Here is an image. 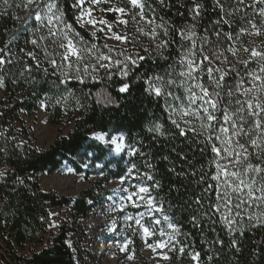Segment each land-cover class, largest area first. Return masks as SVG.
Listing matches in <instances>:
<instances>
[{"label":"snow or ice","instance_id":"obj_1","mask_svg":"<svg viewBox=\"0 0 264 264\" xmlns=\"http://www.w3.org/2000/svg\"><path fill=\"white\" fill-rule=\"evenodd\" d=\"M0 2L11 7L10 0H0ZM85 2L86 0H73L72 7L80 9L79 15L75 17L78 23L89 24L95 29L92 32L94 39H96V31L107 30L111 33L109 38H115L122 43L128 42L127 34L121 36L112 32L113 25L106 19L93 18V9H85L83 7ZM87 2L92 5L111 4V7L102 8L100 11L118 13L115 21L117 24L127 26L129 21L124 17L131 15L133 23L142 21L151 26L150 31L146 32L143 27H138L137 31L149 36L154 42L158 37H166L167 39L161 38L155 43V50L161 59H169L164 55V50L170 43L176 42L170 34L175 33L180 38L178 69L169 64L162 74L141 73L137 79H144L147 85L145 91L149 95L164 99V110L168 113L171 124L178 130L176 135L195 143L201 154L209 151L212 153L206 165H201L198 171L177 172L175 167L169 168L168 171L178 177H187L189 174L195 177L194 183L199 192L188 203L189 208L192 204L197 205L196 213L190 217L193 227L199 229L203 236L205 227L220 223L229 237V247L239 253L240 240L245 236V232L264 228V210H261L264 206V50L243 47V52L248 53V57L244 59L238 56V49L232 44L226 48H221V44L225 41H234L232 32L225 31L224 27H232L231 17L237 13H243L240 18L249 27H242L235 40H239L240 35L243 34L260 36L264 33V0H250V2L232 0L231 4L223 3L222 0H212V10L218 9L219 15L204 28L202 36H198L197 28L201 17L208 9L198 0H192L191 7L187 9L191 23L179 28L170 21L165 22L163 16L157 23L154 16L156 8L152 4L148 7L153 15L146 16L145 0H128L130 8L119 6L113 3V0H87ZM177 2L179 3V0ZM59 3L60 0H20L15 4L16 8H22L29 13L26 18L19 16L13 18L24 20V31L30 32L31 38L26 39L25 46L16 52H13V48L21 38L18 30L3 42V46L0 47V89L5 88L7 75L5 69L13 64L14 60L22 63L20 76L25 77L26 82L35 81V77L31 74L37 70L42 71L45 77L49 74L58 75V87L67 86L73 80L84 84L88 78L95 79V73L99 69L108 72V77L111 79L113 67L117 69L122 79H126L133 68L139 67L140 61L147 59L139 53L126 55L124 51H120L117 55L122 59L114 60L111 55L100 52L96 44L87 47L73 24L65 19V12ZM156 3L161 8L173 6L171 0H156ZM184 6L180 4V7ZM133 9L138 11L133 12ZM177 14L184 15L183 12ZM137 16L139 21L136 20ZM257 16L261 18L259 25L255 19ZM37 33H40L39 36ZM210 35L216 37L215 48L210 46L213 44ZM29 44L32 46L31 50L27 47ZM104 47L108 48L109 53L115 51L107 44ZM144 51L148 52L149 49ZM225 51L236 59H230L224 54ZM86 56L94 58L96 63L84 64ZM29 60L32 61L31 64L28 63ZM105 61L107 63H104ZM253 62L257 63V69L248 70V66ZM43 64L47 67H42ZM49 69H52L51 73ZM230 80H234L235 83H230ZM13 83L16 81L13 80ZM130 88L131 84L125 82L119 86L118 91L126 93ZM177 89H182L183 95H180ZM48 99L49 97L45 96L40 100L41 108H47ZM60 102V99L56 100L57 104ZM148 130L157 136H167L161 124H155ZM92 139L113 146L112 151L117 154L127 148V154L130 156H135L138 152L141 156L145 155L137 147L125 144L123 135L109 137L107 133L97 132L93 133ZM3 151L5 149L0 148V152ZM179 156L180 159L188 160L191 164L187 155L181 152ZM146 167L151 169L153 165L146 163ZM134 170H136L135 175H133ZM5 174L0 172V176ZM128 175L132 179H137L138 183H130L122 188L121 191L126 193L122 200L126 203L122 202L112 210L124 212L129 205L137 209L144 208V211L136 215L125 213L123 218L129 222L127 226L133 229L134 234L141 236L146 247L154 253L158 248H167L168 252L178 251L180 256L189 249L187 254L193 264H202L200 251H196L194 246L186 243L180 244L176 239L182 234L180 227L172 222L173 218L167 214L164 203L157 195H153L154 191L158 192L160 189V181L155 179L153 174L139 172L135 164L128 169ZM148 181L152 183L149 184ZM121 183H124L123 177ZM156 213L160 216L157 217ZM146 217L149 218L147 223H145ZM162 220L171 231L154 227L160 225ZM51 226L55 227L54 224ZM209 230L215 232V228ZM157 234L160 237L166 236L167 239H158L149 244L148 240ZM202 242L207 246V264H212L213 249L217 246L223 248L225 241L217 234L215 238L211 240L206 238ZM128 243L131 241H127L120 250L128 251ZM68 247H72L71 242H68ZM168 252L159 253L160 258L170 260ZM254 255H259V252L254 251ZM72 258L76 259L75 256ZM127 259H134V251L127 256Z\"/></svg>","mask_w":264,"mask_h":264},{"label":"trees","instance_id":"obj_2","mask_svg":"<svg viewBox=\"0 0 264 264\" xmlns=\"http://www.w3.org/2000/svg\"><path fill=\"white\" fill-rule=\"evenodd\" d=\"M19 2L20 0H10L11 7L0 2V13H4L0 15V47L15 30L20 32L21 38L13 48V52L24 47L25 40L31 38V33L24 31V20L13 18L15 16L26 18L29 14L24 9L15 7ZM198 2L204 3L205 8L208 9L201 17L197 28L198 36H202L204 28L211 20L218 18L219 10H212V0H198ZM222 2L231 4L232 0H222ZM171 3L173 5L171 8H161L156 0H145V15H153L148 7L152 4L156 8L154 16L157 23L162 16L165 22L170 21L177 28L191 23L187 9L191 7L192 0H179V3L177 0H171ZM72 4L73 0H60L59 6L65 12V19L73 24L87 47L96 44L100 52L111 55L114 60L122 59L117 55L120 51H124L126 55L139 53L147 59L140 61L139 67L133 68L126 79H122L117 69L113 67L111 79L108 77V72L99 69L95 73L96 78H88L84 84L73 80L67 86L58 87V75L49 74L45 77L42 71L34 70L31 76L35 77V81L26 82L25 77L20 76L22 63L14 60L13 64L7 66L5 88L0 89L3 95L0 102V133H2L0 148L5 149L0 152V162L7 168L6 174L0 177V263L77 264L75 253L67 244V235L70 231L68 228L62 229L60 234L53 238L50 246L33 253L30 257L21 256L17 252L27 244L34 246L43 244L51 225L50 210L71 207L73 217L79 219L92 213L98 203L93 189L86 190L76 199L60 198L54 193L45 192L37 182L39 176L54 174L64 166L70 167L76 174L86 175L88 173L84 170V166L89 165L88 169H96L99 165L97 174L100 176L98 183L102 184L101 187L114 181H121L122 177L127 187L130 183H138L137 179H132L128 175V169L135 164L139 172L153 174L155 179L160 181L161 187L158 192L154 191L153 195H157L164 203L167 214L173 218L172 222L180 227L182 234L176 239L180 244L186 243L194 246L196 251H200L202 264H207L208 254L207 246L202 241L206 238L211 240L217 234L224 239L225 245L223 248L217 246L213 249L212 264H264V243H262L264 228L246 231L245 236L240 240L239 253L229 247V237L220 223L205 227L202 236L200 230L194 228L190 221V217L196 213L197 205L192 204L190 208L188 207V203L199 192L194 183L195 177L190 174L187 177H178L168 171L171 167H175L177 172L198 171L201 165H206L212 155L210 151L201 154L195 143L176 135L178 130L168 119V113L164 110V99L149 95L145 91L147 85L144 79H137L141 73L162 74L169 64L178 69L180 38L175 33L170 34L176 42L170 43L164 50V55L169 59H161L155 50V43L161 38H167L161 36L154 42L149 36L142 35L137 31L138 27H143L147 32L150 31L151 26L141 21L133 25L134 34L130 39L129 49H115L114 52L109 53L108 48L104 47V41H96L79 25L75 17L79 15L80 9L72 7ZM180 4L185 6L180 7ZM120 6L131 7L128 0L121 2ZM178 12H183L184 15L180 16ZM241 16L243 13H237L231 17L232 27H224L225 31L232 32L234 41H225L221 44V48H226L230 43L238 49V56L246 59L248 53L243 52V47L264 50V33L260 36L243 34L240 35L239 40H235L242 27H249L241 20ZM255 19L259 25L261 18L257 16ZM136 20L139 21L138 16ZM39 34L37 33V36ZM210 40L213 42L210 46L215 48L216 37L210 35ZM27 47L29 50L32 49L30 44ZM144 49L149 51L145 52ZM224 54L230 59H236L227 51ZM28 63L31 64L32 61L29 60ZM83 63L95 64L96 61L86 56ZM42 67L47 65L43 64ZM257 67V63L253 62L248 66V70H255ZM51 71L52 69H49L50 73ZM13 80L16 83H13ZM205 81L207 82L206 76ZM125 82L130 83L131 88L126 93H120L118 88ZM230 83L235 81L230 80ZM176 91L183 95L182 89ZM45 96L49 97L48 106L44 109L48 114V123L55 127L62 126L66 122L73 123V129L68 136H59L48 149L42 150L31 142L30 129L24 117H32L43 109L40 107V100ZM57 99L61 100L59 104L56 103ZM155 124L163 126V130L167 133L166 137L157 136L148 130ZM97 132L107 133L109 137L123 135L125 144L137 147L145 155L141 156L138 152L137 155L130 156L126 148L119 157H109L107 147L91 140V135ZM181 152L188 156L191 164L188 160L180 159ZM165 157L167 159H164ZM146 163H151L153 168L146 167ZM135 174L136 170L133 171V175ZM261 210H264V206ZM156 215L160 216L159 213ZM161 224L165 227V231H171L163 220ZM209 228H215V232L210 231ZM188 250L186 249L183 256H180L178 251L169 252L170 264H193L187 254ZM254 251H258L259 255H254ZM137 255L138 257L141 255V249H138ZM73 256L76 257L75 260ZM80 256H83L81 251Z\"/></svg>","mask_w":264,"mask_h":264},{"label":"rangeland","instance_id":"obj_3","mask_svg":"<svg viewBox=\"0 0 264 264\" xmlns=\"http://www.w3.org/2000/svg\"><path fill=\"white\" fill-rule=\"evenodd\" d=\"M123 1L113 0V3L120 6ZM111 6V4L101 3L92 5L85 2L83 7L85 9L92 8V17L96 20L106 19L111 23L113 25L112 32L121 36L125 34L128 36V42L122 43L115 38H109L111 33H108L107 30L105 32L96 31V41H104L105 44L113 49L128 50L130 39L134 34V23L132 22L131 15L124 17L129 21L127 26L117 24L115 21L119 15L118 13L100 11L102 8H109ZM79 25L91 36L92 32L95 31L89 24L81 25L79 23ZM98 27L104 26L98 25ZM245 86L247 87L248 85ZM2 99L3 95L0 92V102ZM24 121L30 129L31 142L42 150L48 149L59 136H68L73 129V123L67 122L59 127L51 126L48 123V114L44 109H40L32 117H24ZM92 135L91 140L108 148L109 157H119L123 153H115L112 151L113 146L105 145L100 141L92 139ZM88 168L89 165L84 166V170L88 173L86 175L76 174L70 167L64 166L54 174H43L38 177L37 182L45 192L54 193L60 198L76 199L86 190L93 189V194L98 203L92 213L79 219L73 217L71 207L50 210V213H52L50 215L51 225L54 224L55 227L50 225L43 244L38 246L27 244L23 249L17 250L18 254L30 257L33 253L39 252L46 246H50L53 238L60 234L62 229L68 228L70 231L67 235V244L71 242V249L77 257V264H170V260H163L159 255L161 252H168L167 248H158L154 253L150 248L146 247L140 235L134 234L133 229L127 226L129 222L123 218L125 213L127 215H136L138 212L144 211V208L137 209L129 205L125 208L124 212L112 210L118 204L122 202L126 203V201L122 200V197L126 193L121 191L122 188L126 187L125 184H122L121 181H114L101 187L102 184L98 183L100 176L97 174L100 166H97L96 169ZM6 171V166L0 162V172ZM156 216L158 217V215ZM148 220L149 218L146 217L145 223ZM154 227L165 230L162 224L155 225ZM158 239H167V237H160L157 234L152 236L148 240V243L152 244ZM127 241H131V243H128V251H121V247ZM138 249H141L139 257L137 255ZM80 251L83 252V256H80ZM133 251L134 259H127V256L133 253Z\"/></svg>","mask_w":264,"mask_h":264},{"label":"water","instance_id":"obj_4","mask_svg":"<svg viewBox=\"0 0 264 264\" xmlns=\"http://www.w3.org/2000/svg\"><path fill=\"white\" fill-rule=\"evenodd\" d=\"M1 264V263H0Z\"/></svg>","mask_w":264,"mask_h":264}]
</instances>
